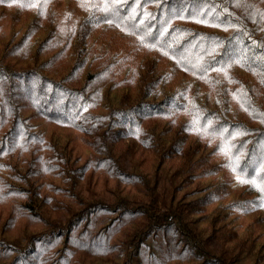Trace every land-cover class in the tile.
Returning a JSON list of instances; mask_svg holds the SVG:
<instances>
[{
  "label": "trees",
  "instance_id": "16d2710c",
  "mask_svg": "<svg viewBox=\"0 0 264 264\" xmlns=\"http://www.w3.org/2000/svg\"><path fill=\"white\" fill-rule=\"evenodd\" d=\"M0 264H264V0H0Z\"/></svg>",
  "mask_w": 264,
  "mask_h": 264
},
{
  "label": "rangeland",
  "instance_id": "374dc122",
  "mask_svg": "<svg viewBox=\"0 0 264 264\" xmlns=\"http://www.w3.org/2000/svg\"><path fill=\"white\" fill-rule=\"evenodd\" d=\"M54 131H55L56 133H58V135H62V134L65 133V132L59 131V130H57V129H54Z\"/></svg>",
  "mask_w": 264,
  "mask_h": 264
}]
</instances>
